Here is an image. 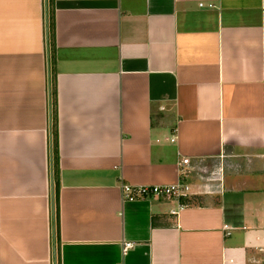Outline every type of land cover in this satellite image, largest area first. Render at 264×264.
Listing matches in <instances>:
<instances>
[{"label":"crops","instance_id":"0c3cea01","mask_svg":"<svg viewBox=\"0 0 264 264\" xmlns=\"http://www.w3.org/2000/svg\"><path fill=\"white\" fill-rule=\"evenodd\" d=\"M0 264H264V0H0Z\"/></svg>","mask_w":264,"mask_h":264},{"label":"built area","instance_id":"2783aa9c","mask_svg":"<svg viewBox=\"0 0 264 264\" xmlns=\"http://www.w3.org/2000/svg\"><path fill=\"white\" fill-rule=\"evenodd\" d=\"M180 161L185 164L190 163L188 156L181 158ZM189 172V168L181 166L179 168V179L171 183L132 184L129 182H123L121 183V195L123 199L128 200L140 198H175L178 200L180 197L185 196L188 193V183L186 181V177ZM200 177L206 180L214 179L221 181V178L218 176L216 177L212 171H210L207 175L202 174ZM181 206L182 204H179L177 208H172L171 212L177 213ZM226 227H228V225H226ZM130 244V242H126L124 248L128 247Z\"/></svg>","mask_w":264,"mask_h":264},{"label":"trees","instance_id":"16d2710c","mask_svg":"<svg viewBox=\"0 0 264 264\" xmlns=\"http://www.w3.org/2000/svg\"><path fill=\"white\" fill-rule=\"evenodd\" d=\"M57 202H58V192L56 191L55 192V203L57 204Z\"/></svg>","mask_w":264,"mask_h":264},{"label":"water","instance_id":"95a60500","mask_svg":"<svg viewBox=\"0 0 264 264\" xmlns=\"http://www.w3.org/2000/svg\"><path fill=\"white\" fill-rule=\"evenodd\" d=\"M51 201H52V210L54 211V206H53V204H54L53 190H52V199H51Z\"/></svg>","mask_w":264,"mask_h":264}]
</instances>
